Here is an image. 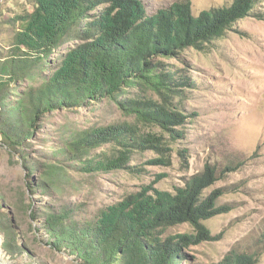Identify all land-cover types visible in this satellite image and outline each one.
Wrapping results in <instances>:
<instances>
[{
	"label": "trees",
	"instance_id": "1",
	"mask_svg": "<svg viewBox=\"0 0 264 264\" xmlns=\"http://www.w3.org/2000/svg\"><path fill=\"white\" fill-rule=\"evenodd\" d=\"M262 4L264 0H233L198 17L187 4L149 17L137 0H37L32 13L10 20L18 29L9 52H0V143L20 150L46 115L105 99L114 100L127 117L160 127L174 139L192 119L184 109L173 110L175 101L182 107L186 89L199 88L190 70L171 62L189 48L224 37L240 20L262 18ZM24 83L25 90L17 94L15 87ZM107 145L112 151L96 153ZM138 149L166 157L157 136L141 134L127 122L74 133L58 161L75 162L83 173L139 175L143 167L130 165ZM224 175L207 164L172 192L140 193L94 214L83 205H44L30 217L40 222L54 249L69 252L80 264H194L186 251L214 240L206 222L231 211L218 205L219 190L205 194ZM40 184L33 193L48 191ZM181 224H189L194 234L165 236ZM0 233L4 254L15 259L22 246L14 225L0 227ZM256 263L243 253L219 264Z\"/></svg>",
	"mask_w": 264,
	"mask_h": 264
},
{
	"label": "rangeland",
	"instance_id": "2",
	"mask_svg": "<svg viewBox=\"0 0 264 264\" xmlns=\"http://www.w3.org/2000/svg\"><path fill=\"white\" fill-rule=\"evenodd\" d=\"M137 1L149 17L187 4L198 17L233 0ZM36 2L0 0V52H9L18 29L10 20L32 13ZM260 9L264 10V4ZM171 63L190 70L199 88L186 89L182 107L175 101L173 110L184 109L192 119L174 139L160 127L127 117L114 100L105 99L46 115L20 150L0 143V205L4 215L0 216V227L12 223L22 246L18 256L10 258L3 253L5 237L0 233V264H80L69 252L50 245L52 241L40 222L31 219L32 210L40 214L44 205L70 203L83 205L94 214L140 193L172 192L203 172L207 164L224 170L225 175L205 194L219 190L218 205L231 211L206 222L214 240L191 246L186 251L191 262L219 264L230 255L248 253L257 259L256 264H264V14L238 21L224 37L199 49L189 48L180 60ZM26 86L15 87L17 94ZM11 98L16 99V95ZM127 122L141 134L157 136L166 157L154 149L135 150L130 165L143 167L139 175L127 171L83 173L75 162L58 161L59 151L74 133ZM105 150L112 151V145L98 148L96 153ZM152 159L158 162L147 164ZM31 165L37 169L33 173ZM41 182L48 191L33 193ZM184 234H194L189 224L169 228L165 236Z\"/></svg>",
	"mask_w": 264,
	"mask_h": 264
},
{
	"label": "water",
	"instance_id": "3",
	"mask_svg": "<svg viewBox=\"0 0 264 264\" xmlns=\"http://www.w3.org/2000/svg\"><path fill=\"white\" fill-rule=\"evenodd\" d=\"M4 253V252H3Z\"/></svg>",
	"mask_w": 264,
	"mask_h": 264
}]
</instances>
